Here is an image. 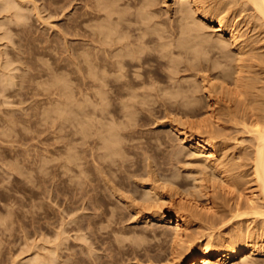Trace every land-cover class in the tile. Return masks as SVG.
Here are the masks:
<instances>
[{"label":"rangeland","instance_id":"rangeland-1","mask_svg":"<svg viewBox=\"0 0 264 264\" xmlns=\"http://www.w3.org/2000/svg\"><path fill=\"white\" fill-rule=\"evenodd\" d=\"M2 1L0 264H38L39 260L41 264L43 259V263L47 264L53 261V264H171L166 256L170 251V235L167 237L166 234L155 233L163 230L171 232L172 224L147 221L140 216L144 208L140 210L138 204L141 205L140 199L145 196L143 193L149 191L151 186L167 199L166 202L172 199L179 202L191 189L193 196L202 204L207 201L204 205L214 204V215L211 213L198 220L190 218V230L196 236L200 233L217 236L220 232L228 231L238 220L244 226L250 223L256 225L251 218L249 221L246 218H234L230 222L229 212L230 204L239 199L245 206L250 203L252 184L246 183L232 200L231 195L227 196L221 187L215 188L213 182L200 172L198 158L192 156L191 147L180 140L174 129L186 128L194 134L203 131L197 130L195 124L207 116L202 111L207 107V95L214 80L213 44L219 40L229 49H236L227 33L216 35L219 32L214 31L213 24L201 19L203 16L189 2L190 17H186L178 9L180 0H154L155 7H152L148 18L145 15L144 0H103L116 3L120 10L124 9L131 16L126 21L131 23V29H124V34L135 38L142 32L138 27L143 26L152 32L153 37L145 43L152 53L146 64L147 81L142 80L145 78L143 75V82L133 89L136 93H126L121 97L115 93L116 85L113 83H108L106 88L109 92L103 93L101 81H82L75 79L69 72L67 58L71 47L79 48L86 43L81 36L70 33V18L76 16L81 19L82 14L93 10L91 8H94L95 0H18L19 3L13 4H19V9L17 5L16 9L12 7L14 5L10 7L13 12L10 9L4 10ZM9 1L11 4L17 0ZM233 1L202 0L203 4L200 5L210 11L209 7L213 8L215 4H228L224 14L235 17L240 31L245 33L239 40L248 38L255 43L257 51H263L264 39L254 27L249 28L247 23L254 9L249 6L244 8L242 0L236 5ZM87 15L82 18L90 17ZM102 20L104 18L88 21L86 26L97 28L96 24ZM195 25H199V28L192 29ZM181 41H186L184 48L176 46ZM9 69L10 73L12 71V81H15L13 85L10 82L12 78L4 76ZM140 70L143 71V68ZM10 73L7 74L9 77ZM257 76L264 77V74L257 73ZM2 79L4 82L8 79L6 85ZM263 82L264 79L259 84L263 85ZM124 103H127L128 108ZM141 105L150 108L143 109ZM200 106L203 108L198 110ZM232 123H227L231 128L226 130L233 136L241 133V140H238L240 146V141L244 142L243 137L246 140L249 135L243 132L241 124ZM87 134L89 137H86ZM234 143L232 140V146H235ZM96 165H100L99 169ZM197 181L202 182L201 190L195 187ZM211 196H214L216 204L208 198ZM97 207L100 209L97 210ZM221 216L224 220L213 228L208 227L210 217ZM257 227L263 229L261 224ZM110 245L114 248L118 246V255L110 256ZM120 249L123 253L119 252ZM49 251H56V254ZM111 252L116 254L115 251ZM50 253L53 256L59 255L54 260ZM37 254H42V257L39 256V259ZM43 255H49L52 261L49 256L47 259ZM114 256L117 257L116 261L112 260ZM48 260L52 263H48ZM255 260L264 262V255L255 256ZM236 263L242 264L241 260Z\"/></svg>","mask_w":264,"mask_h":264},{"label":"bare ground","instance_id":"bare-ground-1","mask_svg":"<svg viewBox=\"0 0 264 264\" xmlns=\"http://www.w3.org/2000/svg\"><path fill=\"white\" fill-rule=\"evenodd\" d=\"M6 1L8 3L10 2L9 0H3L2 2H4V4L3 3H1V4H3L4 10H8V11L12 10V9H10V7H11V5H14L13 3H16V2L19 3L20 2L17 0L15 2H12L11 4L10 3L8 4ZM70 1H72V0H70ZM105 1L95 0V6H94V8H91L93 10L92 11H89V10L86 11L84 14H82L80 16L81 19L76 18V16L70 18L71 19L70 23H69L70 33H72L73 35L81 36L82 39H84L86 41V43L81 45L79 48H76L74 46L71 47V50H70L71 53L69 52L70 55L67 58L68 68H69V72L72 74V76L75 79H80L82 81H90V82L101 81L100 88H101V91H103V93L109 92L108 89L106 88V85L108 83L115 84L116 85L115 93L122 97L126 93H130V94L136 93L133 91V89H135L137 87L138 83L143 82V81L144 82L147 81L148 75H146L145 71H146V68L148 66L146 67V64L148 63V60H149L152 53H151V51H149L146 48L145 43L147 41L152 40L153 37H152V32L148 31L143 26L138 27V29L142 30V32L135 38H131L130 36L124 34V31H123L124 29H126V28L131 29V26L129 25L131 23H129V24L126 23L127 20L129 21L131 16L129 14H127L125 11H123L124 9L120 10V8L118 7V5L116 3H106ZM144 1H145L144 7L146 8L145 15H146V17L149 18L148 14H150L152 7L155 5V2H154V0H144ZM238 1H240V0L233 1V4H235V5L238 4ZM188 2L191 3L192 6H194L195 9L203 16V18L200 17L201 19L205 20L207 23L213 24L214 31L219 32V33H216V35H225L227 33L229 35V39H231V41H233L235 43L236 49H234V50L229 49L228 46L221 44V42L219 40L213 44V47L215 48L214 49V57H215L214 59L215 60H214L213 68L215 70H214V72L212 71L213 72L212 78L214 80L212 82V88H211L210 92L208 93L209 95H207L208 96L207 107L205 106L206 108L202 111V113H204L203 115L207 114V116H206V118L204 117L203 119H200V121L198 120L197 123L195 124L197 130L203 129V131L199 134H194V133H190L186 128L182 129L179 127H175L174 129H176V131L180 137V140L183 143H186L188 146L191 147L192 152H193L192 156H196L198 158V164H199L200 172L202 174H204V176L206 178H208L210 181L213 182V185L216 186L215 188L218 189V187H221L222 191L225 194H227V196L231 195L230 198H232V200L234 197L237 196L236 195L237 192H239V191L241 192V190H243L244 185L246 183L252 184V189H253L252 195L253 196H251V197L249 196L251 199L249 200L250 203H248V205L246 204V206H245V205L241 204V201H239L240 199L238 201H236L234 204H230L231 205L230 209H229V212L231 213L230 222L234 218H246L247 220L249 218H251V219H253V222H255L257 226L259 224H261L263 229L260 230V229H258V227L256 225H250L251 223L248 224L247 226H244L241 223L242 221L238 220V223H233L234 225L228 231L220 232L217 236H215L216 234L214 235L212 233H208V234L207 233H200L201 235H199V236L194 235L190 230V228H191V226H190L191 225V223H190L191 219L190 218H197L196 220H198V218H202L204 216L208 217L211 213L214 215L216 212L214 211L215 209L213 210L214 204L204 205L208 201L202 204L201 203L202 201L199 202V200H197L196 197L193 196V194H192L193 191L192 192L190 191L191 189L188 192H186L183 197H181V200H179V202H177L179 204H177L173 199L166 202L167 199L164 196L160 195L159 192H156L155 189L153 190L152 189L153 186H151V188L148 189L149 191H147L146 193H143V195L145 194V196H143V198L140 199L141 205L138 204V207L141 206L140 210L142 208H144V210H142L143 213L140 216L142 219L147 220V221H157V222H164L167 224L168 223L172 224L173 230L171 232L163 230L160 232L156 231V233H155V235L166 234L167 237H168V235H170V241H171L170 247H169L170 251H169V253H167V255L166 254L165 255L168 257L167 261L169 260V262H171V264H237L236 262L238 260H241L242 264H264V262H259V261L255 260V256L264 255V82H263V85L259 84L260 81L264 79V77H258L257 76V73H263L264 74V50L263 51H257V48L254 45L255 43L253 44V41L249 40L248 38L243 39V40H239L242 38L241 36H243L245 33H242L240 31L239 24H237V22H236L237 19L235 17L231 18V15L226 14V13L224 14V12L227 11V9H228V6H227L228 4H225L222 6L220 4L216 5L214 3L215 7L214 6H212L213 8L209 7L210 11H208L205 9L206 7L203 8L200 5L202 3V0H180V4H179L178 9L181 12L185 13L186 17H190V6L191 5L190 4L188 5ZM6 3L8 4L7 5L8 7H6ZM165 3H166V1H165ZM242 3H243L244 8L249 6V7H252L254 9V11L252 9V11L254 12L252 14V18H248L247 23L249 24V28L254 27L257 30L258 35H261V38L264 39V0H242ZM16 5H14L12 7L15 8V6H16L18 8L19 4H16ZM239 5H240V3H239ZM89 6H91V5H89ZM5 7H6V9H5ZM35 8L37 9V7H35ZM15 9H14V11L16 12ZM237 10H238V8H237ZM12 12H13V10H12ZM18 12H20V11H18ZM233 12H236V10H233ZM10 14H12V13H10ZM87 14H89L90 17H85V18L83 17L82 18V16H84V15L86 16ZM200 14H198V15L200 16ZM16 15H18V13ZM10 18H12V17H10ZM101 18H104V20H102V22L99 21L100 24H98V23L96 24L97 28H94L92 26H91V28H88L86 26V23L88 21H93L95 19L98 21ZM42 19H43V17H42ZM20 21H21V19H20ZM197 26H199V25L193 26L192 29H198L199 27H197ZM241 27H243V26H241ZM7 33H9V32H7ZM146 35H147V38H146ZM67 41L68 40H66V42ZM185 43H186V41H181V42H178L177 45L176 44L175 45L180 47V48H184L186 46ZM67 46H68V44H67ZM263 46H264V43H263ZM81 49H83V51H81ZM196 58H198V57H196ZM9 66H10V64H9ZM149 66H150V64H149ZM141 68H143V71L140 70ZM10 70L11 69H9V72H6V74H4V76L6 75L5 77L6 78L8 77V79L12 78V76H11L12 71L10 73ZM3 71H4V68H3ZM9 73H10L11 77H9L7 75ZM207 73H208V71H207ZM143 75H145V78H143L142 79L143 81H142L141 77ZM7 80L5 79V82H4L2 79L3 84L6 85ZM12 80H13V78L11 79L10 82L13 85V83L15 81L13 82ZM7 84H9V82H7ZM5 85H4V87H5ZM144 88H146V87H144ZM5 89H6V87H5ZM96 89H97V87H96ZM125 90H127V92H125ZM143 91H141V92H143ZM105 97H108V96H105ZM129 100H130V98H129ZM102 102H103V100H102ZM122 102L123 101H121V103ZM124 102H125V100H124ZM100 106H101V104H100ZM124 106L127 107V103H124ZM140 107H142V105ZM142 108L148 109L150 107H142ZM202 108H203V106L202 107L200 106V108H198V110H201ZM231 121L235 124H241L243 127V132L248 133L249 139L246 138V140H245V138L243 137V141L244 142L247 141V143L240 141L242 144L240 143V146H238V144H239L238 140L241 138V137H239L241 133L239 134V136L238 135L233 136L231 132L227 131L229 128H231L227 123L228 122L230 123ZM100 122L101 121H99V123ZM93 123H91V124H93ZM184 124H186V123H184ZM118 126H120V124ZM101 127H102V125H101ZM81 130H82V127H81ZM82 132H83V130H82ZM87 132L88 131H86V133ZM90 132H91V130H90ZM96 132H97V130H96ZM103 133H105V132H103ZM84 135H85V133H84ZM116 135H118V134H116ZM86 137H89V135ZM232 140H234L235 146H232L233 145ZM105 141H106V138H105ZM112 142H113V140H112ZM108 148H109V146H108ZM109 154H111V153H109ZM70 157H72V156H70ZM69 161H70V159H69ZM97 167H98L97 169H99L100 165ZM151 175L152 174H150V177H151ZM104 177H105V175H104ZM151 178H153V177H151ZM201 178L203 179V177H201ZM199 179H197V180H199ZM152 180H154V179H152ZM89 181H91V180H89ZM91 183H92V181H91ZM148 183H149V181H148ZM161 183H160V186H161ZM201 183H198V181H197V183L195 184V187L199 190H201L200 188L202 187ZM153 185H155V184H153ZM156 185H158V184H156ZM164 186H166V185H164ZM205 186L206 185H204V187ZM112 188H114V187H112ZM153 188H155V187H153ZM168 188H170V187H168ZM89 190H90V188H89ZM118 190L119 189L117 188V191ZM181 190H182V188H181ZM245 190H247V189H245ZM184 191L185 190H183V193H184ZM91 192H92V190H91ZM196 192H197V190H196ZM208 194H210V193H208ZM238 194H240V193H238ZM88 195H90V194H88ZM241 195H243V194H241ZM89 197L90 196H88L87 199H89ZM91 197H93V196H91ZM239 197H240V195H239ZM208 198H210L212 203H215L214 196H211ZM135 199L137 200V198H135ZM88 201H90V199ZM91 203H93V202H91ZM138 203H140V202H138ZM95 205H93V206H95ZM88 206H89V204H88ZM180 207H182V208H180ZM98 209H100V208L97 207V210ZM140 210H137V211L140 212ZM221 213L223 214V212H221ZM97 214H98V212H97ZM223 216H225V215L223 214ZM213 217H210V220H208L209 224L206 223L207 225H209L208 226L209 228H213L218 222L224 220L222 216L219 218H213ZM109 218L110 217H108V219ZM109 220H112V219L110 218ZM230 222H227V223L232 224ZM108 224H110V223H108ZM222 225L225 226L224 222ZM223 226H222V228H223ZM213 232H214V230H213ZM117 238H116V240L118 241ZM145 239L147 240L146 237H145ZM151 239H153V238H151ZM119 242H121V241L119 240ZM119 242H118V245H119ZM121 243H120V245H121ZM142 243H144V242H142ZM135 244H136V242H135ZM111 246L112 245H110V247ZM139 246L142 247L141 244ZM108 247H107V249H108ZM90 248H91V246H90ZM116 248H118V246H115V248H114V246H112L111 251L116 252L119 249L118 248L116 250ZM52 249L57 250V248H52ZM91 250H89V251H91ZM109 250H110V248H109ZM111 251H110V256L111 255H118L117 252H116V254H113V252H111ZM120 251H121V249L119 250V252ZM49 252H51V251H49ZM54 252L55 253H53V252H51V253L54 255V254H56V251H54ZM136 252L137 251H135V253ZM51 253H50V255H52ZM53 255L51 257H53V259L55 260V256H57L59 254H57L55 256H53ZM39 256L42 257V254L38 255V258H39ZM43 256H45V255H43ZM48 256L47 257L45 256V257L47 259H49ZM51 257L49 259L50 261H52ZM35 258H36V256H35ZM121 258L123 259V257H121ZM113 259H115V261H116L117 257L114 256V258H112V260ZM160 259H161V257H160ZM49 260H48V263H52ZM108 260H109V258H108ZM36 261H38V260H35V262ZM42 261L44 262V259ZM161 261H162V259H161ZM40 262H41V260H39V262H37V263L40 264ZM43 262L41 264L46 263V262L45 263H43ZM53 263H55V262L53 261ZM124 263H126V262L124 261ZM157 264H159V263H157ZM166 264H167V262H166Z\"/></svg>","mask_w":264,"mask_h":264}]
</instances>
